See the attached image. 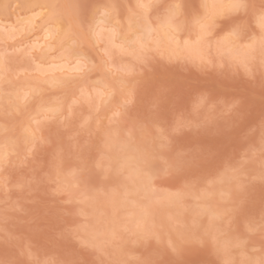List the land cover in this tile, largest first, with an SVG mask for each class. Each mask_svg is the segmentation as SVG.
<instances>
[{
    "label": "snow or ice",
    "instance_id": "obj_1",
    "mask_svg": "<svg viewBox=\"0 0 264 264\" xmlns=\"http://www.w3.org/2000/svg\"><path fill=\"white\" fill-rule=\"evenodd\" d=\"M26 7L39 13L28 21L29 33L37 25L35 18L44 20V43L39 38L32 45L41 50L40 62L33 60L37 79L28 91L16 100H9L0 106V170L7 171L15 154L9 150L11 143L9 133L15 127L16 114L35 112L29 125L23 128V139L30 144L29 151L37 144H51L42 135L37 136L40 125L47 120L67 119L77 106L84 104L94 106L96 97L111 99L117 91L124 95L123 103L113 109L110 126L104 130L105 143L111 145L119 141L121 155L112 162L109 159V175H115L117 181L108 187L90 184L87 163L82 160V153L73 152L71 145L69 155H78L81 164L68 169L63 167L66 153L63 146L53 152L52 166L58 173H64L65 179L78 194L82 205L80 215L91 216L97 221L87 234L81 236L79 229L66 228V232H75L79 243L85 249L106 253L107 259L101 264H132L126 258V241L143 242L160 241L161 233L156 227V212L167 214L169 224H178L185 201L189 198L204 202L206 212L213 221L223 215L208 203L211 200V186L216 180H208V170L214 163V155L202 149H175L174 140L181 134L198 130L201 123L193 116H182L170 125L163 123L159 114L153 112L148 119H128V105L133 102L135 86L130 78L136 75L137 66L144 67L150 63L155 52L162 46L182 51L200 67H220L235 64L245 69L249 78L261 75L264 86V0L259 8L251 0H229L226 4H202L203 14L189 13L183 3H158L154 0H137L126 8L124 22L120 17V6L112 3L64 2L47 4H28ZM225 13L234 15L237 22L220 36L214 35L216 18ZM251 15L257 31L248 33L242 17ZM7 27V26H5ZM13 33L17 29H12ZM187 37V38H185ZM58 45V47H56ZM57 52L56 64L45 67L43 57L46 53ZM31 57V53L29 52ZM124 57H131L124 63ZM120 58V63H117ZM219 61V63H217ZM8 59L0 55V81ZM96 77V79H93ZM91 82L90 87H84ZM45 86L65 90L64 96H56L54 101L45 99ZM78 90V95H77ZM70 103H66L68 92ZM95 93V95L93 94ZM159 98L152 107L156 108ZM213 101L205 93L195 97L192 114L208 107ZM236 101L233 105H238ZM36 127H32V123ZM89 119L79 125V133L90 131ZM259 157L261 160L259 179L264 183V119L260 121ZM254 131V130H253ZM72 139V138H70ZM249 151L256 154L255 146ZM238 169H233V173ZM122 178V179H121ZM7 187V183H4ZM138 211L128 212V206ZM234 206L228 216L239 212ZM7 211V209L5 210ZM125 214L122 216L121 212ZM221 232L216 238L218 251H223L222 264H264V211L259 221L248 220L245 225L247 238L231 236ZM259 236L258 246L252 238ZM17 237L8 235V240ZM102 241V243H99ZM199 242L191 234L179 227L174 235L170 233L167 250L179 256L187 245ZM239 253L235 258L234 253ZM0 264H83L79 259H54L42 256L29 244L20 249L19 256L0 258ZM135 264H160L154 258H137Z\"/></svg>",
    "mask_w": 264,
    "mask_h": 264
},
{
    "label": "rangeland",
    "instance_id": "obj_2",
    "mask_svg": "<svg viewBox=\"0 0 264 264\" xmlns=\"http://www.w3.org/2000/svg\"><path fill=\"white\" fill-rule=\"evenodd\" d=\"M30 0H0V18L9 17L13 6L20 12H26ZM42 1V0H41ZM212 0H154L158 3H183L189 13L203 14L202 4L211 5ZM219 5L229 0H219ZM69 0H47V3H64ZM82 3H112L120 6V17H126V8L137 0H71ZM259 8L262 0H251ZM46 3V4H47ZM215 3V2H214ZM209 11H211L209 9ZM29 16V14L24 15ZM36 19V18H35ZM38 19V18H37ZM248 33L254 34L258 29L251 15L242 17ZM237 22L234 15L225 13L216 18L214 35L220 36L230 30ZM36 24V23H35ZM37 25V24H36ZM23 26L17 25L12 35L6 37L8 29L0 31V55L7 56L8 66L5 79L0 81V106L9 100H16L36 82L33 60L37 63L41 55L38 49L27 50L30 43L21 44V38L33 34ZM187 38V37H185ZM58 47V45H56ZM31 53V57L29 56ZM43 59L45 67L56 64L57 52L48 53ZM132 58L124 57V63ZM120 63V58H117ZM219 63V61L217 62ZM96 79V77H93ZM131 85L135 86L133 102L128 105V119H148L153 112L159 114L163 123L170 125L182 116L193 118L202 125L198 130L188 131L174 140L175 149H202L214 155V163L208 170V180H216L211 186L210 203L223 215L212 220L202 209L204 202L189 198L185 201L178 224H169L167 214L156 212V227L160 231V241L148 240L126 241V258L135 264L137 258H154L160 264H222L223 251H218L215 238L221 233L229 232L231 236L247 238L245 225L248 220L259 221L264 211V183L259 179L261 160L259 157L260 121L264 119V86L261 75L249 78L242 66L235 64L220 67H200L187 54L175 50V46H162L154 53L150 63L144 67L137 66L136 75ZM84 87H90L91 82ZM15 94L13 90H15ZM209 95L213 101L197 114H192L195 97L199 93ZM77 90V95H78ZM95 95V93H93ZM16 95V96H13ZM45 99L54 101L56 96H64L65 90L45 86ZM69 91L66 103H70ZM156 98L159 103L153 109ZM124 95L117 91L111 98L96 97L94 106L84 104L77 106L67 119H50L44 121L37 130V136L50 140L51 144H37L29 151L30 144L23 139V128L27 127L35 112L16 114L15 127L9 133L11 143L9 150L15 154L7 171L0 170V258L19 256L20 249L31 245L42 256L54 259H79L83 264H101L107 259L106 253L83 248L75 232H66L67 227L79 229L80 235H86L97 221L91 216L80 215L82 205L78 194L65 179L64 173L52 166L53 152L63 146L66 158L65 172L81 164L78 155H69L71 145L73 152L82 153L83 162L88 166V180L95 186L108 187L117 181L115 175H109V159L112 162L121 155L119 141L111 145L105 143L104 130L110 126L113 109L123 103ZM238 101V105L233 107ZM84 119L90 121V131L79 133V125ZM3 120L0 119V124ZM32 127L36 125L33 122ZM254 130V131H253ZM72 138V139H70ZM3 142V137H0ZM255 146V156L249 151ZM12 147V148H11ZM233 169H238L233 173ZM122 179V178H121ZM7 183V187L4 183ZM239 212L228 216L234 207ZM7 209V211H5ZM128 212L138 211L130 205ZM125 213L122 211L121 215ZM191 234L199 242L187 245L179 255L167 250V240L174 235L176 228ZM11 234L18 239L9 241ZM258 246L259 236L252 238ZM99 243H102L100 241ZM239 258V253H234Z\"/></svg>",
    "mask_w": 264,
    "mask_h": 264
},
{
    "label": "bare ground",
    "instance_id": "obj_3",
    "mask_svg": "<svg viewBox=\"0 0 264 264\" xmlns=\"http://www.w3.org/2000/svg\"><path fill=\"white\" fill-rule=\"evenodd\" d=\"M212 1H214L215 3L210 1L212 3L210 5V7H209L210 10H213L211 8L212 5H219V2H220L219 0H212ZM29 2H30V4H33V5H36V4H46L47 3V0H42V1L41 0H30ZM41 11L42 10L39 9V8H36L35 10L28 8V10L26 12H20L17 7H14L13 6L12 11H11L9 17H7V18H0V31L1 30L8 29V32L6 33V37H9V36L12 35V33H11L12 32V29H14L17 25L23 26V24L26 23L28 25V27H29L28 21L35 16V13H39ZM26 14H29V16H26L25 17L24 15H26ZM33 23H36L37 24V27L35 29V32L33 34L24 36L20 40L21 41V44L30 43V47H28L27 50L33 49L32 45L37 41V38H39V42L41 44L44 43L43 37L46 34V32H45V26H44V20L42 18H38V19L36 18V19L33 20ZM5 26H7V27H5ZM35 49L40 50L39 48H35ZM48 56H49V54L46 53L44 55L43 59H47ZM40 58H41V55L37 58V60L40 59ZM15 91H16V89L13 90V93L14 94H15ZM13 96H16V95H13ZM0 97H1V95H0Z\"/></svg>",
    "mask_w": 264,
    "mask_h": 264
}]
</instances>
